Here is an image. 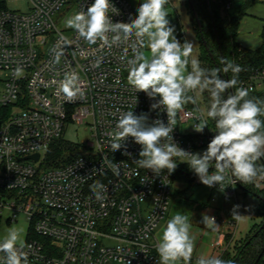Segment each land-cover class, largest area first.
Masks as SVG:
<instances>
[{"label": "built area", "instance_id": "1", "mask_svg": "<svg viewBox=\"0 0 264 264\" xmlns=\"http://www.w3.org/2000/svg\"><path fill=\"white\" fill-rule=\"evenodd\" d=\"M110 2L115 8L108 12L113 23L135 18L129 0ZM29 3V11L21 12L0 0V225L28 222V264H160L156 231L169 213L173 176L167 169L155 175L140 167L135 161L141 146L131 137L120 150L111 149L110 134L122 113H146L149 124L157 119L167 123L166 112L152 110L155 101L136 92L126 78L129 61L144 48L134 35L125 40L120 34L109 47L99 39H83L73 28L66 34L57 26L54 16L66 5L76 4V14L94 0ZM170 4L168 0L165 7ZM114 35L108 33L110 42ZM176 38L187 41L182 27H176ZM17 68L22 69L20 75ZM72 72L84 96L69 102L58 88ZM239 88L249 93L263 90L264 65L242 79ZM206 119L198 104L197 109L179 110L174 142L192 153L207 145V127L205 133L185 134L179 126ZM68 122L89 126L92 139L76 143L78 149L59 165H49L46 154L62 138ZM34 154H39L38 160L29 157ZM186 159L178 158L177 164ZM258 178L263 180L264 174ZM233 179L229 172L223 184L228 201L238 197L240 182L234 184ZM97 183L103 187L94 191ZM212 216L220 232L212 246L219 250L221 237L237 222ZM0 264H5L3 253Z\"/></svg>", "mask_w": 264, "mask_h": 264}, {"label": "clouds", "instance_id": "2", "mask_svg": "<svg viewBox=\"0 0 264 264\" xmlns=\"http://www.w3.org/2000/svg\"><path fill=\"white\" fill-rule=\"evenodd\" d=\"M167 3L168 0H144L137 9L138 15L130 23H113L108 15L110 8L115 10L110 0H94L86 11L77 12L65 21L68 27L89 42L99 39L111 47L120 40V34L125 40L134 35L138 46L149 50L148 54L139 52L134 60L129 61L127 81L136 92H143L155 101L151 104L152 110L166 112L167 123L157 119L149 124L146 113H122L115 132L110 134L111 149L113 152L120 150L131 137L141 146L139 159L135 162L155 175H160L164 169L168 174L173 173L177 168V159L187 157L179 162H186L199 181L208 187L219 185L223 190L229 172L234 177V184L237 181L250 183L258 172L264 173V169H258L255 163L264 157V120L260 119L264 117V101L248 98L249 92L245 88L228 94V90L237 84L235 78L222 79L221 69H204L197 60H189L193 44L189 41L181 43L174 35L175 29L170 26L165 11ZM108 33L116 34L111 42ZM221 62L225 65L223 73L240 71V67L231 61L222 59ZM189 63L191 71H188ZM21 72L22 69H16L17 75ZM194 91L210 94L207 117L215 122L216 134L202 154L180 148L172 136L176 114L187 103L194 102L193 97L188 95ZM58 92L69 102L84 96L75 72L66 74ZM205 127H208L207 120L193 126L198 133H203ZM212 162H215V171L210 174ZM113 171H117L115 166ZM102 187L97 183L93 185V190ZM239 207L235 205L232 210L237 218ZM202 222L215 229L214 216L203 214ZM190 228L188 216L182 213H176L168 220L156 245L160 264H176L181 259L184 264H189L194 249ZM22 232L21 228L12 227L0 240V253L4 254L5 264H28ZM198 264L231 262L218 257H201Z\"/></svg>", "mask_w": 264, "mask_h": 264}, {"label": "trees", "instance_id": "3", "mask_svg": "<svg viewBox=\"0 0 264 264\" xmlns=\"http://www.w3.org/2000/svg\"><path fill=\"white\" fill-rule=\"evenodd\" d=\"M257 0H192L193 7L189 0H185V4L189 8L191 14L192 26L199 41V66L204 69H221V78L228 80L235 78L237 84L235 91L239 88L242 79L246 78L250 72L261 65H264V26L261 32L262 44L256 49H250L242 46L237 41L239 25L242 18L247 14V9ZM231 4L230 8L227 5ZM197 13V16L195 14ZM201 27L199 26V22ZM180 27V25H179ZM204 40L206 43H204ZM231 61L235 65L240 66L238 73H223L225 66L221 61ZM204 111L207 117V111L210 107V94L207 91L201 93ZM248 98L264 101V89L250 92ZM264 120V117H260ZM209 142L215 133V122L207 117ZM79 145L64 139L58 140L47 152V160L49 165H59L68 156L70 151L78 149ZM258 169H264V157L256 162ZM215 169V163L210 165V170ZM264 173L258 172L257 176L250 183H239L244 193H256L264 198V179L262 186L255 181L259 175ZM174 180L187 184L188 187L182 191H186L195 184L196 174L190 169L186 162L177 164V168L171 173ZM257 216L260 221L256 222L246 236L231 241L229 235L226 236L230 242L229 246L218 257L231 264H264V253L260 256L264 249V227L253 239L246 245L248 239L261 227L264 222V201L260 200L256 209ZM232 237V236H231ZM190 264H198L191 258Z\"/></svg>", "mask_w": 264, "mask_h": 264}, {"label": "rangeland", "instance_id": "4", "mask_svg": "<svg viewBox=\"0 0 264 264\" xmlns=\"http://www.w3.org/2000/svg\"><path fill=\"white\" fill-rule=\"evenodd\" d=\"M129 1L134 7V13L136 17L138 15L137 9L139 5L144 2V0ZM171 2L172 4L165 7V11L167 12V19L169 20L170 26H173L175 29L174 35L176 36V27L179 28L180 25V27H182L185 32L187 41L193 44V51L191 56L189 57V60L198 61L199 41L192 26L193 24L189 8L185 4V0H171ZM6 4L8 9L21 12H28L30 6L29 0H6ZM75 10L76 4H69L66 5L61 11L57 12L54 16V20L57 26L66 34H70L72 32V28L68 27L65 21L74 15ZM142 51L145 54H148L149 50L147 49V47H144ZM188 71H191V63H189L188 65ZM127 76L128 72L126 73V78ZM188 95L193 97L194 102L190 101L184 107L197 109L198 104L203 108V110H205L204 104L202 102L203 98L199 91L189 92ZM193 124L194 123L192 122H187L181 123L179 124V126L185 134L198 133L194 130ZM203 133H205V129ZM62 139L75 143L85 142L92 139V131L86 124L68 122L65 125ZM207 146L208 144L198 147L195 150V153L202 154L203 151L207 149ZM37 165L40 166V163H38ZM257 184L261 186L262 182H257ZM186 187H188L187 184L180 183L179 181L174 180L169 213L168 216L160 223L156 231V237L158 240H160L163 229L166 227L168 220H170L174 214L182 213L184 215H187L189 218V223L191 225L190 236L194 243L192 256H209V246L211 239L215 235V237H217V234H215L213 228L207 227L202 222L203 214H208L209 216H211L212 214L219 216L222 215L228 220H236V229L232 227L227 231V234L230 238L234 233V238L236 239L246 236L254 223L259 220V217L256 213V209L260 202L259 198L252 193L244 194L242 188L239 186L237 188L238 202L235 199H232L230 201L226 200L224 197V193L220 188L208 187L202 184L199 181L198 177L196 178L194 185L189 187L186 191H182ZM235 205L240 206L238 209L240 213L238 218L232 214V210ZM12 227L21 228L23 230L22 237L24 240L28 230V222L23 220L13 224L2 223L0 225V238L3 239L7 234V230ZM200 240L201 244L199 243ZM176 264L184 263L183 261L179 260L176 262Z\"/></svg>", "mask_w": 264, "mask_h": 264}, {"label": "crops", "instance_id": "5", "mask_svg": "<svg viewBox=\"0 0 264 264\" xmlns=\"http://www.w3.org/2000/svg\"><path fill=\"white\" fill-rule=\"evenodd\" d=\"M264 26V0H257L253 5H251L248 9H247V14L242 18L240 25H239V30H238V35H237V41L244 47L246 48H250V49H256L259 46H261L262 44V38H261V32ZM212 170H210L211 172ZM259 177V176H258ZM256 178V182H262L261 179ZM261 180V181H259ZM263 184V183H262ZM262 186V185H261ZM240 187V186H239ZM243 190V189H242ZM244 193V191H243ZM245 194V193H244ZM260 200V199H259ZM238 202V198L236 200ZM215 215V214H212ZM211 215V216H212ZM222 216V215H221ZM224 217V216H223ZM260 221V217L259 220ZM256 221V222H258ZM255 222V223H256ZM254 223V224H255ZM252 228V227H251ZM250 228V229H251ZM236 229V228H235ZM215 231V234H217V237H213L211 239L210 242V246H209V256L205 257V256H201V257H205V258H209V257H219L222 252L229 246L230 242L226 239V235L227 231L225 232V237H221L222 238V246L219 250H217L216 248H214L212 246V243L219 238L220 232H218L217 230L213 229ZM231 241H233L234 239V233L232 234L231 237ZM199 243L201 244V240L199 241ZM202 251V250H201ZM203 255V254H201ZM201 257H197V256H191V258L194 260V262H198V260ZM181 261H183L181 259ZM184 263V261H183Z\"/></svg>", "mask_w": 264, "mask_h": 264}, {"label": "water", "instance_id": "6", "mask_svg": "<svg viewBox=\"0 0 264 264\" xmlns=\"http://www.w3.org/2000/svg\"><path fill=\"white\" fill-rule=\"evenodd\" d=\"M190 1V3H191V5H192V7H193V3H192V0H189ZM195 14H196V16H197V13L195 12ZM198 22H199V26L201 27V23H200V21L198 20ZM204 43H206L205 42V40H204ZM224 79V78H223ZM228 94H234V90L233 89H229L228 90ZM30 158H32V159H34V160H38L39 159V154H34V155H31V156H29ZM255 196H257L260 200H263L264 201V198H262L260 195H258V194H256V193H253ZM264 227V222H263V224L261 225V227L248 239V241L246 242V245L253 239V237H255L258 233H259V231H261L262 230V228ZM263 253H264V249H263V251L261 252V254H260V256H262L263 255Z\"/></svg>", "mask_w": 264, "mask_h": 264}]
</instances>
